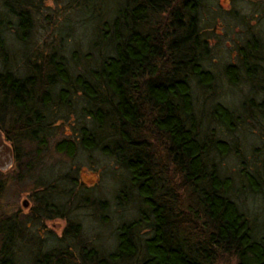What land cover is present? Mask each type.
I'll list each match as a JSON object with an SVG mask.
<instances>
[{"label": "trees", "instance_id": "16d2710c", "mask_svg": "<svg viewBox=\"0 0 264 264\" xmlns=\"http://www.w3.org/2000/svg\"><path fill=\"white\" fill-rule=\"evenodd\" d=\"M45 1L4 0L0 24L12 29L7 17H15V35L24 47L34 33L33 8L37 11ZM72 2L82 5L98 27L90 50L82 55L88 63L82 66L75 51L73 65L61 48L46 44V50L34 46V53L24 57L29 73L12 69L6 65L0 27V130L14 151L12 168L17 166L22 174L36 169L49 146L68 158L79 151H99L113 159L123 177L115 197L120 204L135 202L136 217L117 227L111 249L102 239L84 238L81 225L68 220L62 244L31 256L33 264H216L221 254L232 255L236 264H264V233L238 207L234 181L215 160L226 155V144L201 136V117L194 110V90L210 92L219 81L209 64V39L199 26L202 0H182L177 8L174 0ZM161 12L169 16L166 26L170 22L171 31L150 27ZM254 43L242 47L235 63L222 67L231 84L244 78L262 86L264 64L255 60ZM212 104L215 112L236 119L229 108ZM62 128H70V134L54 137ZM158 138L163 141V161L179 172L182 186L195 198L200 215L188 210L202 221L198 238L192 232L196 227L186 229L190 219L186 224L180 219L176 195L163 179L165 171L152 149ZM72 183L69 194L79 197L75 208L97 207L105 221L107 201L92 196V187L76 179ZM60 205L49 204L66 208ZM20 222L16 216L0 220V264H17ZM27 250L22 254L29 256Z\"/></svg>", "mask_w": 264, "mask_h": 264}, {"label": "rangeland", "instance_id": "374dc122", "mask_svg": "<svg viewBox=\"0 0 264 264\" xmlns=\"http://www.w3.org/2000/svg\"><path fill=\"white\" fill-rule=\"evenodd\" d=\"M174 2V5L179 7L182 0ZM5 9L4 0H0V11ZM33 12L36 14L34 33L30 36L27 47H24L15 35V17H7L11 22L8 26L12 29H5L2 23L0 24L2 30L4 28L2 39L7 47V66L29 73L28 67L25 68L24 57L34 53V46L42 51L46 50V44L61 48L62 54L69 58L73 65V51L79 56L76 61L80 66L88 63L83 60L82 55L90 50L96 36L95 28L98 30V27L82 5H75L72 0H46L38 6L37 11L33 8ZM161 15L158 27L163 26L167 31H171L170 25L166 26L169 16L165 13ZM199 18V26L205 30V36L209 39V64L219 80L210 92L198 88L193 92L194 110L202 121L201 136H211L226 144L228 152L222 157H215L217 165L223 174L234 181L233 199L238 207L255 222L260 232L264 233V82L258 87L256 83L243 78L231 84L222 73L225 63L236 62L238 47L245 44L255 31L256 36L264 42V0H202ZM150 27L153 28L152 25ZM94 52L97 53V50L94 49ZM2 66L3 59L0 55V70ZM230 79L234 80L235 76L231 75ZM216 102L229 108L236 119L232 122L222 111L215 112L212 103ZM207 112L211 117L223 120L225 125L231 128L209 120ZM62 130L63 128L59 129L54 137L60 138L64 133L70 134V128H66L65 132ZM162 143L159 138L152 143L155 159L165 171L163 179L170 181L169 186L176 195V210L182 213L180 219L184 218V223L190 219V222L185 223L186 229L192 231L196 227V231L192 232L198 238L202 221L194 220V212L190 213L188 210L190 207L200 215L195 198L191 197L190 189L182 186L179 172L163 161L166 155ZM220 150L225 151V147L220 146ZM37 165L31 173L22 174L17 166L0 172V220L18 215L19 221L28 224V227L23 224L20 232L21 241L18 245L22 251L28 249L27 251H36L34 253L37 254L39 251H48L61 245L62 231L68 223L66 215L81 225L84 238L97 242L102 239V244L106 242L108 249L114 247L117 227L125 220L135 219L137 205L132 201L120 204L122 201L116 199L123 177L122 169L114 160L99 151H79L73 158H68L57 154L52 146H49ZM73 179L84 186L92 187V196H100L107 201L105 221L100 218L97 207L75 209V206H78L75 203L77 196L73 198L74 203L66 205L64 219L57 218L54 212L58 208H51L49 204L61 206L60 204L67 202V198L69 201V193L60 194L58 191H69ZM59 197L61 201H58ZM128 197L131 198V195L128 194ZM49 212L54 216L53 219L47 218ZM40 234L43 235L42 239ZM25 255L17 257V264H33L31 253L29 256ZM216 264H236V261L230 254H221Z\"/></svg>", "mask_w": 264, "mask_h": 264}, {"label": "flooded vegetation", "instance_id": "af4514ba", "mask_svg": "<svg viewBox=\"0 0 264 264\" xmlns=\"http://www.w3.org/2000/svg\"><path fill=\"white\" fill-rule=\"evenodd\" d=\"M175 8H177V6L175 5L174 6ZM162 13V12H161ZM164 13H162V15H163ZM161 15V14H160ZM160 15H156L154 18H153V20H151V22H150V26L152 25L153 26V28L155 29V30H157L158 31V29L160 28V27H158V24L160 23V18L162 19V17H159ZM161 15V16H162ZM168 25H170V22L168 23ZM157 26V27H156ZM171 26V25H170ZM256 32L257 31H255L250 37H248V39H247V42H245V44H242L241 46H239L238 47V49H237V51H238V55H237V60L239 59V57H240V50L242 49V47L244 48V46L246 47H248L249 46V44H250V42L251 41H254L255 43H254V51L256 52V53H253V54H256L257 56H256V59L255 60H257L260 64H264V42H261V40L262 39H260V38H258L257 36H256ZM263 39H264V37H263ZM243 56V55H242ZM236 60V61H237ZM69 190H71V189H69ZM72 191V190H71ZM58 192H60V194H62V193H64V192H66V193H70V191H67V190H59ZM74 192V191H73ZM75 193V192H74ZM77 196V195H76ZM75 195H73V196H71L70 198H69V201H68V198H67V201L68 202H66L65 204L67 205V204H69V203H74L75 201L73 200V198L74 197H76ZM43 203V202H42ZM77 205H78V203H79V197L77 196L76 197V202H75ZM107 203V202H106ZM47 206H48V204H47ZM73 209V208H72ZM75 209H78V208H75ZM64 210H66L65 208H64ZM64 210H56V212H54V214L56 215V216H58L57 218H62V219H64V217H65V213L66 212H64ZM71 210V209H70ZM51 213H52V211H50ZM49 212V215H48V219L50 220V219H53L54 218V216L53 215H51V213ZM16 218L18 219V215H16ZM66 220H67V222H69L68 220H70L69 219V217H67V215H66ZM18 222H20L19 220H18ZM22 224H25V227H28V224H27V222H24V221H21L19 224L17 223V225H18V242L20 243V241H21V239H20V232H21V230H22ZM69 226V224L67 223L66 224V226H65V228L63 229V231H62V235L61 236H63V233H64V231H66L67 230V227ZM37 231H38V229H37ZM41 235V239H42V237H43V235L42 234H40ZM36 251H33V252H31V251H28V253L30 254L31 253V256H33V257H35L36 256ZM15 253L17 254V256H21L22 255V248H20L19 247V245H18V248H17V250H15Z\"/></svg>", "mask_w": 264, "mask_h": 264}, {"label": "water", "instance_id": "95a60500", "mask_svg": "<svg viewBox=\"0 0 264 264\" xmlns=\"http://www.w3.org/2000/svg\"><path fill=\"white\" fill-rule=\"evenodd\" d=\"M14 151L11 145L6 142L0 130V172H6L14 165Z\"/></svg>", "mask_w": 264, "mask_h": 264}]
</instances>
